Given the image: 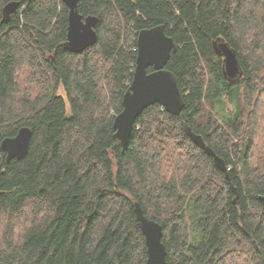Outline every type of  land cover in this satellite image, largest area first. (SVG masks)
<instances>
[{
	"label": "trees",
	"instance_id": "1",
	"mask_svg": "<svg viewBox=\"0 0 264 264\" xmlns=\"http://www.w3.org/2000/svg\"><path fill=\"white\" fill-rule=\"evenodd\" d=\"M11 2L19 7L4 23ZM78 9L98 17V41L73 54L62 0H0V263L146 264L139 203L164 229L168 264H264V0ZM156 26L177 44L166 69L185 108H147L123 152L114 120L139 32ZM219 38L237 53L236 82L214 51ZM22 127L33 132L28 155L7 162L2 142Z\"/></svg>",
	"mask_w": 264,
	"mask_h": 264
},
{
	"label": "water",
	"instance_id": "2",
	"mask_svg": "<svg viewBox=\"0 0 264 264\" xmlns=\"http://www.w3.org/2000/svg\"><path fill=\"white\" fill-rule=\"evenodd\" d=\"M68 7V33L64 43L66 51L81 54L94 46L98 41L96 16L84 17L79 12L81 0H62ZM19 7L17 2H11L4 8L3 22L9 21L10 15ZM137 60L132 83L123 97V110L114 120L115 138L120 141L123 152L130 143L137 119L143 112L154 105H159L168 113L178 116L185 108V101L179 88L177 77L166 69L172 52L177 51V44L165 32L164 26H156L139 32L137 40ZM214 51L223 58V73L230 82H236L243 77L237 53L222 38L213 43ZM152 71H149V69ZM190 138L200 146L222 171L227 167L202 137L188 131ZM33 132L29 127H22L15 137L6 138L2 149L6 153L7 162L24 159L30 150ZM264 200V197H262ZM135 213L146 239V264H168L167 249L163 242L164 229L161 224L147 217L139 203L135 204ZM7 264V263H0Z\"/></svg>",
	"mask_w": 264,
	"mask_h": 264
},
{
	"label": "rangeland",
	"instance_id": "3",
	"mask_svg": "<svg viewBox=\"0 0 264 264\" xmlns=\"http://www.w3.org/2000/svg\"><path fill=\"white\" fill-rule=\"evenodd\" d=\"M1 218H2V219H1ZM2 220H3V221H2ZM0 221H1L0 224H1L3 227H5L4 225H6V224H5L4 217H1V216H0ZM1 229H2V228H0V230H1Z\"/></svg>",
	"mask_w": 264,
	"mask_h": 264
}]
</instances>
